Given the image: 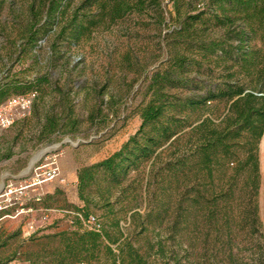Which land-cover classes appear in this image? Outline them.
Returning <instances> with one entry per match:
<instances>
[{
	"label": "trees",
	"instance_id": "16d2710c",
	"mask_svg": "<svg viewBox=\"0 0 264 264\" xmlns=\"http://www.w3.org/2000/svg\"><path fill=\"white\" fill-rule=\"evenodd\" d=\"M4 1L0 40H13L9 59L30 57L32 66L41 64L36 50L53 33L78 43L102 24L134 12H153L159 23L166 21L163 0H82L72 15L73 0H11V20L2 21ZM173 1L180 22L167 33L169 58L151 77L150 100L139 109L140 129L118 151L79 170L84 205L70 211V228L32 233L26 251L21 241L12 254H0V264L17 259L30 264H264L259 203L264 0H204L205 9L196 14L184 13L194 0ZM210 29H218V35ZM216 68L222 81L200 76ZM36 74L25 79L8 73L0 84V105L14 95H44L51 78L39 69ZM170 89L190 93L170 95ZM39 99L33 111L42 124L41 141L66 127L74 130L70 127L79 120L72 118L70 97L67 123L59 114L42 111ZM217 102L226 103L224 114L214 112ZM133 172L139 184L135 180L125 186ZM140 198L147 205L145 214L136 210ZM124 199L129 203L116 210ZM96 208L106 210L105 222L96 216L100 230L90 227ZM128 212L134 225L130 233L121 224ZM21 234L0 230V250Z\"/></svg>",
	"mask_w": 264,
	"mask_h": 264
},
{
	"label": "rangeland",
	"instance_id": "374dc122",
	"mask_svg": "<svg viewBox=\"0 0 264 264\" xmlns=\"http://www.w3.org/2000/svg\"><path fill=\"white\" fill-rule=\"evenodd\" d=\"M10 1L1 2L2 21L11 20ZM23 1L17 0V4H23ZM188 1L190 2L186 0ZM81 2L82 0L71 2L70 15L81 6ZM195 5L197 10H194ZM163 6L166 9L165 23H159L153 12H134L114 24H102L78 43L65 40L59 32L53 33L36 50L41 64L35 66H32L34 62L30 57L20 61L9 59L8 53L13 48V40H0V84L6 80L8 73L11 77L31 79L37 75L38 69L42 74H49L52 82L45 89L44 95L35 93L30 113L20 116L10 127L0 128V184L5 181L6 186L19 187L26 185L27 181L32 182L34 169L31 172L27 170L42 152L47 153L40 163L56 158L60 167V174L55 180L32 186L25 191L22 202L24 206H31L33 211H20L12 216L0 213L1 232L6 231L11 235L22 231L20 236L13 238L7 247L0 250L2 256L12 254L21 241L25 243L21 250L26 251L30 247L31 243L27 240L29 234L24 231L36 232L42 229L50 233L70 228L73 224L70 211L84 205L78 190L79 170L118 151L140 129L142 119L139 109L150 100L151 77L169 58L167 33L173 31L180 22L173 0H163ZM203 9L204 0H194L191 9L186 8L184 13L189 10L190 14H196ZM217 32L218 29H210L212 36H217ZM214 71L212 75L206 71L200 76L205 80L211 78L210 81L214 83L222 81L221 69L216 68ZM192 76H196V73ZM168 92L170 95H186L190 90L170 89ZM13 97L16 96L11 98ZM67 97L72 100V118L79 120L75 127H70L74 130L67 132L69 127H66L41 141L42 124L33 111L36 99L40 98L38 104L42 111L48 110L51 115L59 114L63 122L67 123L70 120L65 108ZM226 111L225 102L214 104L216 114H224ZM206 116L216 118V115L208 112ZM8 154L11 156L7 157ZM260 157L259 203L264 235V137L260 144ZM137 177V172H133L124 185L133 183ZM138 182L137 180V184ZM38 197H44V200L38 202ZM129 200L124 199V202L118 203L116 210H120L124 203L128 204ZM139 202L136 210L145 214L147 205L144 198H140ZM45 206H49L50 210ZM16 208L19 207L16 206L13 210ZM131 214L132 212H128L121 222L126 233L134 230ZM94 215L103 222L107 220L106 210L103 208L94 209ZM51 226L55 227L48 229ZM149 235L155 240L158 238L152 232ZM165 236L166 233L163 232V237ZM9 264L30 263L17 259Z\"/></svg>",
	"mask_w": 264,
	"mask_h": 264
},
{
	"label": "built area",
	"instance_id": "2783aa9c",
	"mask_svg": "<svg viewBox=\"0 0 264 264\" xmlns=\"http://www.w3.org/2000/svg\"><path fill=\"white\" fill-rule=\"evenodd\" d=\"M35 94L21 95L11 98L2 105H0V128H8L15 123V121L21 116H25L32 110ZM60 174V167L56 158L50 159V161L42 164L40 163L34 168V177L32 182H28L26 185H20L19 187L6 186L5 190L0 194V213L13 210L16 206L19 208L14 209V213L6 214V216L16 215V212L20 211H33V208L25 207L22 202V197L25 195V191L32 186L39 185L44 182L55 180ZM39 200V199H38ZM48 210V209H47ZM48 218V216H46ZM90 227L92 229L100 230L102 224L96 216H92L90 220ZM34 233L30 231L29 236ZM85 264V263H78Z\"/></svg>",
	"mask_w": 264,
	"mask_h": 264
},
{
	"label": "water",
	"instance_id": "95a60500",
	"mask_svg": "<svg viewBox=\"0 0 264 264\" xmlns=\"http://www.w3.org/2000/svg\"><path fill=\"white\" fill-rule=\"evenodd\" d=\"M67 142H70V143H72L71 142V140H67ZM47 152H45L44 154H39L38 156H36L35 157V159L30 163V166H29V168H28V172H31L37 165H39L40 164V160H41V158L46 154ZM37 164V165H36ZM0 186H1V190H0V194L3 192V190L5 189V187H6V184H5V181H3L1 184H0Z\"/></svg>",
	"mask_w": 264,
	"mask_h": 264
},
{
	"label": "crops",
	"instance_id": "0c3cea01",
	"mask_svg": "<svg viewBox=\"0 0 264 264\" xmlns=\"http://www.w3.org/2000/svg\"><path fill=\"white\" fill-rule=\"evenodd\" d=\"M26 234H28L30 231L29 230H27V232L26 231H24Z\"/></svg>",
	"mask_w": 264,
	"mask_h": 264
},
{
	"label": "bare ground",
	"instance_id": "6f19581e",
	"mask_svg": "<svg viewBox=\"0 0 264 264\" xmlns=\"http://www.w3.org/2000/svg\"><path fill=\"white\" fill-rule=\"evenodd\" d=\"M45 152H42L41 154H44ZM28 172V171H27ZM0 190H1V186H0Z\"/></svg>",
	"mask_w": 264,
	"mask_h": 264
}]
</instances>
